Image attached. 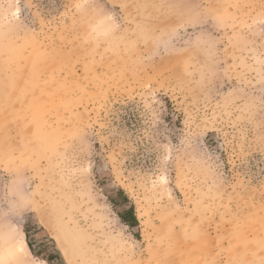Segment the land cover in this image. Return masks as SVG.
<instances>
[{
  "label": "rangeland",
  "instance_id": "374dc122",
  "mask_svg": "<svg viewBox=\"0 0 264 264\" xmlns=\"http://www.w3.org/2000/svg\"><path fill=\"white\" fill-rule=\"evenodd\" d=\"M5 235L9 264H264V0H0Z\"/></svg>",
  "mask_w": 264,
  "mask_h": 264
},
{
  "label": "bare ground",
  "instance_id": "6f19581e",
  "mask_svg": "<svg viewBox=\"0 0 264 264\" xmlns=\"http://www.w3.org/2000/svg\"><path fill=\"white\" fill-rule=\"evenodd\" d=\"M64 236L68 243L70 240H74L73 242H75V240L86 241L88 238V236L74 232V230L65 231ZM2 238L4 240L0 241V264L20 262L21 253L23 251L21 238H19V241L14 239L16 237H13L12 235H5ZM69 245H71V243H69Z\"/></svg>",
  "mask_w": 264,
  "mask_h": 264
},
{
  "label": "trees",
  "instance_id": "16d2710c",
  "mask_svg": "<svg viewBox=\"0 0 264 264\" xmlns=\"http://www.w3.org/2000/svg\"><path fill=\"white\" fill-rule=\"evenodd\" d=\"M129 214H131V217L129 219L124 218V216L120 215V214H119V218L121 219V221L124 224H126V225H128L130 227L135 226L137 224V221L135 219L134 214L132 213V210H129ZM25 235H26V238H27L28 236H27V232L26 231H25ZM26 242H27V246L30 249V251L32 252V254H35V252L32 249V246H31L30 242L28 240Z\"/></svg>",
  "mask_w": 264,
  "mask_h": 264
}]
</instances>
